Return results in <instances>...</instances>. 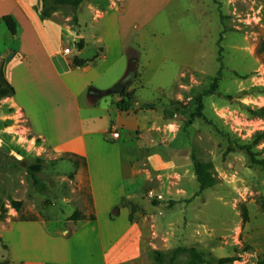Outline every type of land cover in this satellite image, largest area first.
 Wrapping results in <instances>:
<instances>
[{"label":"rangeland","instance_id":"1","mask_svg":"<svg viewBox=\"0 0 264 264\" xmlns=\"http://www.w3.org/2000/svg\"><path fill=\"white\" fill-rule=\"evenodd\" d=\"M154 1L162 7L147 19ZM116 2L121 6L123 0ZM88 3L105 10L111 0ZM131 7L137 23L131 45L143 71L134 85L140 86V101L155 104L138 106L158 125L150 129L148 136L158 139L150 148L167 162L150 169L140 202L125 199L132 204L129 219L143 226L144 245L138 258L124 264H194L188 250L178 247H194L205 258L200 264L221 256L236 257L224 264H264V165L252 162L246 148L264 158V0H133ZM3 15L0 50L14 42L3 34ZM5 87L0 77V231L10 220L36 219L50 235L65 238L77 221L70 219L74 210L83 213L84 206L90 216V205H83L88 190L71 173L67 155L40 147ZM199 95L202 114L191 118ZM39 159L45 191L29 173V164ZM194 161L213 180L201 191ZM29 244L18 241L28 258L15 259L0 235V264H52L34 256L48 244Z\"/></svg>","mask_w":264,"mask_h":264},{"label":"crops","instance_id":"2","mask_svg":"<svg viewBox=\"0 0 264 264\" xmlns=\"http://www.w3.org/2000/svg\"><path fill=\"white\" fill-rule=\"evenodd\" d=\"M132 2L123 0L119 6L111 0L99 10L85 0L76 9L58 6L41 18L43 0H0V16L11 14L17 24L15 33L6 24L3 29L14 40L0 50L4 89L9 86L10 98L33 136L40 138V147L67 155L63 157L73 165L71 173L89 193L83 205H90L94 215L71 219L77 220L75 227L62 239L50 235L42 220L8 221L0 235L15 259L28 258L18 241L48 244L34 256L52 264H124L142 252L143 226L137 218L129 219L127 205L132 204L111 214L124 197L140 202L137 197L150 169L167 162L157 148H150L158 140L148 136L150 129L158 125L150 124L146 108H139L147 101L139 100L140 86L134 85L143 71L138 49L131 45L137 26L130 12ZM161 7L152 2L144 17H152ZM62 33L67 34L70 53L62 49ZM131 52L137 53L136 59ZM75 57L86 62L74 64ZM143 57L148 62L146 51ZM124 89L132 92L130 110L117 105ZM114 130L118 137H113Z\"/></svg>","mask_w":264,"mask_h":264},{"label":"trees","instance_id":"3","mask_svg":"<svg viewBox=\"0 0 264 264\" xmlns=\"http://www.w3.org/2000/svg\"><path fill=\"white\" fill-rule=\"evenodd\" d=\"M84 0H43V5L42 8L40 10V16L41 18H45L50 14V11H52L53 9H55L58 6H62V5H70L73 6L74 9H76ZM2 20L3 22L6 24V26L8 27V29L10 30L11 33H15L17 30V24L15 19L12 17L11 14H5L2 16ZM262 50H264V42L262 45ZM221 55H219L218 60L220 61V66L218 69V74L221 72V70L223 69V63L221 61ZM86 60L84 58H78L75 57L73 60L74 64H83L85 63ZM198 101V108L196 109V111L191 113V118H194L195 116H199L201 115V110L203 107V103H202V95H199L197 98ZM133 96H132V92L131 91H127V90H123L122 92V97L121 99L117 100V105L122 109V110H130L132 105H133ZM142 106L144 107H149V108H154L155 104L153 102H143ZM264 113V112H263ZM193 120V119H191ZM259 135H262L261 133H258ZM264 135V133H263ZM247 151L250 155V159L252 162L254 163H258L261 165H264V158H258L255 156V154L253 153L251 146H246ZM42 162L43 159H39L38 162H34V163H30L29 164V173L32 177V180L34 182V184L41 190V191H45V186L42 182L41 176L39 175V172L42 168ZM194 164L197 167V173H198V179H199V190H203L209 186H211L213 184V180L212 178L209 177V172H207V170L205 168H203L204 166L201 165L199 162L194 161ZM127 202H125V197L122 199L121 203L119 205H124ZM18 204V203H17ZM16 207V209H20L19 205H14ZM119 209V206H117V210ZM132 210L130 211V216L132 217ZM243 221L245 222L247 220V209L246 207H244V213H243ZM85 215L80 211V210H74V212L71 214L70 219H79V218H84ZM90 218H94V215L91 214ZM179 251L182 250H188L189 255L191 257V260L194 264H200L203 261H205L204 256L196 251V249L194 247H189V248H183V247H178L177 248ZM236 259L235 256H221L219 258H217L216 260H212L209 261V264H224L226 262L232 261ZM159 262H162V259L160 257H158ZM257 264H261V261H258Z\"/></svg>","mask_w":264,"mask_h":264},{"label":"built area","instance_id":"4","mask_svg":"<svg viewBox=\"0 0 264 264\" xmlns=\"http://www.w3.org/2000/svg\"><path fill=\"white\" fill-rule=\"evenodd\" d=\"M59 41L61 43L62 49L65 53H70L71 52V47L68 41V37L66 33H62L59 37ZM113 137H118L119 131L114 130L112 133Z\"/></svg>","mask_w":264,"mask_h":264}]
</instances>
